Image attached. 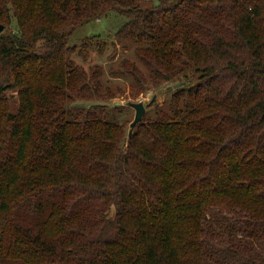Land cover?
Segmentation results:
<instances>
[{
  "label": "trees",
  "instance_id": "16d2710c",
  "mask_svg": "<svg viewBox=\"0 0 264 264\" xmlns=\"http://www.w3.org/2000/svg\"><path fill=\"white\" fill-rule=\"evenodd\" d=\"M110 17L109 74L176 84L130 135L107 42L73 41ZM0 24V264H264V0H0Z\"/></svg>",
  "mask_w": 264,
  "mask_h": 264
},
{
  "label": "rangeland",
  "instance_id": "374dc122",
  "mask_svg": "<svg viewBox=\"0 0 264 264\" xmlns=\"http://www.w3.org/2000/svg\"><path fill=\"white\" fill-rule=\"evenodd\" d=\"M114 20L112 17L104 20H97L96 23H93L91 25H87L85 27L79 28L75 35H74V43L79 46L83 41H97L100 39V42L105 40L107 42V48L105 49L104 54L99 53H93L92 57H94L102 66V79L104 84H108L113 91H115V97L106 104L108 106L113 107L116 102H123V104L126 101H143V103L146 106V112L145 115L147 117L154 115V106L158 104H162L165 100L169 97V92H172L175 90V82L171 81H165L163 82L162 86L160 88H151L145 92H139V86L133 85L131 80L124 76L120 75V77H112L111 74H109V70L111 68L118 70V61L123 56L132 57L130 52L124 51L121 48V44H118V49L116 50V55L113 59V61H108L107 56L112 53L113 45L112 41L115 39L114 33L116 29H114ZM108 25V26H107ZM97 35H100L99 37H96ZM101 37V38H100ZM103 39V40H101ZM98 47H96L95 52L98 51ZM109 79V81H108ZM155 97V98H154ZM11 105L13 107V110L16 109V98L15 96L11 97ZM81 105H92L91 102H81L79 103ZM117 105V104H116ZM121 106L120 110L115 111V119L120 120L121 122L127 121V131L130 129V123L132 122L134 115H135V109L127 106V105H119ZM144 115V116H145ZM232 219L230 218V214H217L215 215V229L216 231L222 236L225 237V239L228 237V231H226V227L231 222ZM241 233L238 234V237H241ZM240 239V238H238Z\"/></svg>",
  "mask_w": 264,
  "mask_h": 264
},
{
  "label": "water",
  "instance_id": "95a60500",
  "mask_svg": "<svg viewBox=\"0 0 264 264\" xmlns=\"http://www.w3.org/2000/svg\"><path fill=\"white\" fill-rule=\"evenodd\" d=\"M5 29L3 24H0V33ZM155 98V97H154ZM117 105H127L135 109V115L130 123L129 135L133 132L134 128L143 121L144 115L146 112V106L143 101H126L124 104L123 102H116Z\"/></svg>",
  "mask_w": 264,
  "mask_h": 264
}]
</instances>
